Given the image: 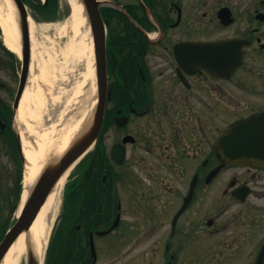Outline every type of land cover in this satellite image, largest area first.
I'll list each match as a JSON object with an SVG mask.
<instances>
[{
	"label": "flooded vegetation",
	"instance_id": "af4514ba",
	"mask_svg": "<svg viewBox=\"0 0 264 264\" xmlns=\"http://www.w3.org/2000/svg\"><path fill=\"white\" fill-rule=\"evenodd\" d=\"M105 1L100 123L67 178L51 264H264V165L227 162L249 152L221 142L264 124V0Z\"/></svg>",
	"mask_w": 264,
	"mask_h": 264
},
{
	"label": "rangeland",
	"instance_id": "374dc122",
	"mask_svg": "<svg viewBox=\"0 0 264 264\" xmlns=\"http://www.w3.org/2000/svg\"><path fill=\"white\" fill-rule=\"evenodd\" d=\"M26 6L45 47V65L49 62L48 69L51 71L37 81V91L32 89L34 97L25 113L24 123L19 125L14 119L15 115L11 117L10 125L18 133L24 163L19 162L9 141L0 134V223L5 224L13 223L20 211L19 206L15 208L12 204L16 179L19 172L23 176L26 162L21 134L27 140L29 151L35 155L36 162L42 161L47 165L87 129L94 105L92 82L87 74L89 55L80 45V40L84 38L85 42L87 37L82 35L85 33L84 25L78 34L72 28L70 2L58 0L54 9L44 11H39L29 3ZM11 55L0 44V98L8 105H12L21 69L20 56L14 53L13 58ZM48 56L51 57L49 61L46 59ZM32 84L28 76L26 86ZM63 186L45 254L60 211ZM27 255L28 251L19 264H28Z\"/></svg>",
	"mask_w": 264,
	"mask_h": 264
},
{
	"label": "bare ground",
	"instance_id": "6f19581e",
	"mask_svg": "<svg viewBox=\"0 0 264 264\" xmlns=\"http://www.w3.org/2000/svg\"><path fill=\"white\" fill-rule=\"evenodd\" d=\"M72 6L71 21L72 28L75 33H79L82 25H84L85 33L83 37H87L84 42V38L80 40V45L83 46L88 52V69L87 74L91 78L92 90L94 99L96 98V84H95V63L93 55V43L89 29V22L87 15L81 0H68ZM17 8L13 4L12 0H0V30L3 44L12 52L21 56V45L19 29L17 26ZM29 33L31 42V63H30V75L29 79L33 82L29 87H25L22 94L19 107L14 116L15 121L21 125L25 121V113L33 100L34 91L38 88L37 81L43 78L50 69H48L49 62L45 65V55L43 53V41L40 40L38 30L33 22V19L29 16ZM67 28H64L66 30ZM83 31V29H82ZM63 32V29H62ZM48 61L51 57L46 58ZM50 73V72H49ZM34 80V81H33ZM32 89L34 90L32 92ZM23 153L26 158L22 179V192L21 202L26 199L29 191L38 179L41 171L43 170L44 163L36 162L35 155L29 151L28 142L21 134ZM64 149L59 153L57 159L64 154ZM40 164V166H39ZM71 167H68L61 176L57 179L53 187L51 188L45 202L42 204L35 219L27 230H23L12 242L4 256L0 260V264H19L22 256L27 250H31L36 256L39 264H43L45 249L49 237L50 230L52 228L54 218L57 213L59 194L67 176V172Z\"/></svg>",
	"mask_w": 264,
	"mask_h": 264
},
{
	"label": "water",
	"instance_id": "95a60500",
	"mask_svg": "<svg viewBox=\"0 0 264 264\" xmlns=\"http://www.w3.org/2000/svg\"><path fill=\"white\" fill-rule=\"evenodd\" d=\"M16 5L19 18H17V25L20 35L21 55H22V69L20 74V81L17 94L14 100V110L18 107L19 101L23 94L25 83L29 73V65L31 59V44L29 36V24L27 21V11L21 0H12ZM89 19L98 14L97 0H81ZM99 109V110H98ZM100 107H97L100 112ZM96 114V115H97ZM100 117L94 120V123L88 125L87 129L81 133L79 138L75 140L71 146L64 152L62 156L54 161H50L44 166L35 184L29 191L24 203L22 205L19 216L11 227L4 234L0 241V260L5 252L15 240V238L23 231L27 230L35 219L42 204L45 202L51 188L61 176V174L73 164L76 158L89 146L93 137H95L98 130ZM227 137L221 142H225L226 148L234 150H245L249 153L246 155L228 154L226 159L231 162H240V159L247 158L250 160H258L264 164V124L257 123L255 118H249L237 122L230 126L227 130ZM17 140L18 139V136ZM264 242L262 250L259 254V262L263 255ZM28 264H39L36 256L29 249L27 255Z\"/></svg>",
	"mask_w": 264,
	"mask_h": 264
},
{
	"label": "trees",
	"instance_id": "16d2710c",
	"mask_svg": "<svg viewBox=\"0 0 264 264\" xmlns=\"http://www.w3.org/2000/svg\"><path fill=\"white\" fill-rule=\"evenodd\" d=\"M25 1H29L30 2V0H25ZM57 3H58V0H48L47 1V3L46 4H43V6L42 5H40V4H37V5H34L35 6V8L36 9H38L39 11H43L42 9L44 8V6L46 7V8H54V7H56L57 6ZM45 8V9H46ZM2 45V44H1ZM3 46V45H2ZM3 48H4V46H3ZM5 50H7V49H5ZM7 52L9 53V54H12L11 56L14 58V54L13 53H11L10 51H8L7 50ZM1 114V113H0ZM7 115V113H5L4 115L3 114H1V116H6ZM5 119V118H4ZM10 143H11V145H12V147H13V150L14 151H16V144H15V141H14V139H13V137H11L10 138ZM20 181H21V172H19V176H18V178L16 179V183H15V187H14V201H13V204H12V206L14 207L15 205H16V203H17V200H18V196H19V192H20V190H21V186H20ZM7 226H8V223H0V238L3 236V234H4V232H5V230H6V228H7ZM55 246H56V244H55ZM58 247L56 246L55 247V252H53L52 251V253L51 254H49V256H48V262H49V264H51V259H53V261L57 258V256H58Z\"/></svg>",
	"mask_w": 264,
	"mask_h": 264
}]
</instances>
